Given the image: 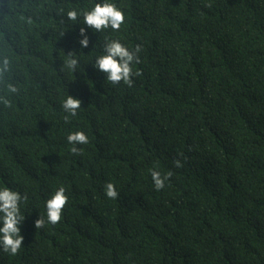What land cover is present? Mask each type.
I'll return each instance as SVG.
<instances>
[{"label":"trees","instance_id":"obj_1","mask_svg":"<svg viewBox=\"0 0 264 264\" xmlns=\"http://www.w3.org/2000/svg\"><path fill=\"white\" fill-rule=\"evenodd\" d=\"M97 2L0 0V188L27 196L0 264H264V0H109L115 32L68 19ZM106 38L141 46L131 87L93 67ZM68 95L82 103L65 123ZM150 169L171 173L163 189ZM60 187V222L36 228Z\"/></svg>","mask_w":264,"mask_h":264},{"label":"clouds","instance_id":"obj_2","mask_svg":"<svg viewBox=\"0 0 264 264\" xmlns=\"http://www.w3.org/2000/svg\"><path fill=\"white\" fill-rule=\"evenodd\" d=\"M211 7V5H206ZM67 17L71 21H78L81 17L83 24L94 30L95 32H104L111 29L113 32L119 31L121 25L125 22V14L116 4L109 0L95 3L87 10L71 9L67 11ZM85 27L80 28V35L83 39L79 41L82 48H87L89 38L85 34ZM141 51V46L136 45L134 50H129L117 39L106 38L103 45V54L95 58L93 67L100 72L106 74L107 81L111 84H120L123 82L128 87L133 85V75L139 76V71L133 72L132 64L139 63L138 53ZM79 65L78 59L73 52L69 53L64 62L62 70L75 72ZM9 70V61L4 58L3 65L0 66V77L3 73ZM7 93L18 94L19 89L14 84H7ZM0 103L6 108L12 106L11 100L7 96H0ZM81 100L68 95L61 103V107L67 115L64 117L65 123L70 122V117H75L78 110L81 108ZM67 142L72 145L71 153L80 155L81 149L77 145H84L89 142L88 136L83 131L70 132L67 135ZM177 168L183 167L180 160L174 161ZM151 178L156 190H161L165 186V181L170 179L171 173L161 175L159 171L154 169L149 170ZM105 194L109 199H116L119 193L113 183L108 182L104 185ZM65 188L60 187L46 201V217L39 216L35 221L36 228H42L46 222L53 225L60 222L62 211L68 203V196L65 194ZM27 196H21L17 191L11 190L8 187L0 188V247L3 251L10 255H16L22 246L24 237L20 234V224L24 219L20 214V202L26 200Z\"/></svg>","mask_w":264,"mask_h":264}]
</instances>
